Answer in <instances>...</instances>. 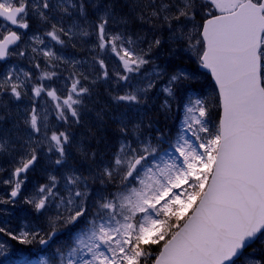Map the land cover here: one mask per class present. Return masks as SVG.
<instances>
[{"label": "snow or ice", "instance_id": "obj_1", "mask_svg": "<svg viewBox=\"0 0 264 264\" xmlns=\"http://www.w3.org/2000/svg\"><path fill=\"white\" fill-rule=\"evenodd\" d=\"M0 189V264H264V0H0Z\"/></svg>", "mask_w": 264, "mask_h": 264}, {"label": "rangeland", "instance_id": "obj_2", "mask_svg": "<svg viewBox=\"0 0 264 264\" xmlns=\"http://www.w3.org/2000/svg\"><path fill=\"white\" fill-rule=\"evenodd\" d=\"M178 63L181 64L183 67L188 68L189 70H192L191 66H189V64H191V63L194 64V62L188 60L187 56H185L183 60L178 61ZM102 91H103V89L101 88V92ZM102 99L105 100L106 102H109L107 97L102 96ZM0 191H2V189H0ZM9 207H11V206H9ZM20 209H21V205L18 203L17 207H16V210L14 212V215L12 216L13 218L12 217H5V216L0 215V220L9 219L11 221L13 219V223H11V224L13 226H15L16 225V221L18 220V217L23 214V213L20 212Z\"/></svg>", "mask_w": 264, "mask_h": 264}, {"label": "trees", "instance_id": "obj_3", "mask_svg": "<svg viewBox=\"0 0 264 264\" xmlns=\"http://www.w3.org/2000/svg\"><path fill=\"white\" fill-rule=\"evenodd\" d=\"M189 66H191V69H196V65L195 64H193V63H191V64H189ZM198 72H201L199 69H198ZM202 80H203V78H201ZM102 98V97H101ZM30 188H31V185H29V190H30ZM21 205V204H20ZM22 207H27L26 205H21V208ZM21 212V211H20ZM21 213H23V212H21ZM23 215V214H22ZM21 215V216H22ZM13 218V217H12ZM11 223H13V219L10 221ZM18 223V220L16 221V224ZM13 244H15V242H12ZM16 247H20L19 245H16Z\"/></svg>", "mask_w": 264, "mask_h": 264}, {"label": "water", "instance_id": "obj_4", "mask_svg": "<svg viewBox=\"0 0 264 264\" xmlns=\"http://www.w3.org/2000/svg\"><path fill=\"white\" fill-rule=\"evenodd\" d=\"M200 70H202V69H200ZM202 71H204V70H202Z\"/></svg>", "mask_w": 264, "mask_h": 264}]
</instances>
